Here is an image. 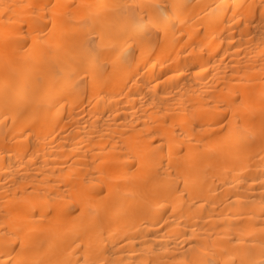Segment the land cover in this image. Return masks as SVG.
<instances>
[{
	"label": "bare ground",
	"instance_id": "6f19581e",
	"mask_svg": "<svg viewBox=\"0 0 264 264\" xmlns=\"http://www.w3.org/2000/svg\"><path fill=\"white\" fill-rule=\"evenodd\" d=\"M0 264H264V0H0Z\"/></svg>",
	"mask_w": 264,
	"mask_h": 264
}]
</instances>
